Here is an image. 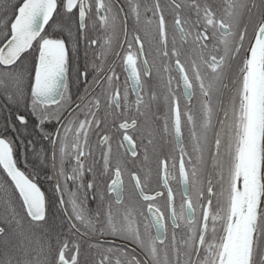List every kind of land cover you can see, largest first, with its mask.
I'll use <instances>...</instances> for the list:
<instances>
[{
	"label": "snow or ice",
	"instance_id": "1",
	"mask_svg": "<svg viewBox=\"0 0 264 264\" xmlns=\"http://www.w3.org/2000/svg\"><path fill=\"white\" fill-rule=\"evenodd\" d=\"M0 97V264H264V0H0Z\"/></svg>",
	"mask_w": 264,
	"mask_h": 264
},
{
	"label": "flooded vegetation",
	"instance_id": "2",
	"mask_svg": "<svg viewBox=\"0 0 264 264\" xmlns=\"http://www.w3.org/2000/svg\"><path fill=\"white\" fill-rule=\"evenodd\" d=\"M217 2H218V0H217ZM226 2H230V0H226ZM169 35L171 36V33H170ZM92 47L95 48V47H97V46L94 45V46H92ZM118 50H119V49H118ZM118 74L121 76V81H123V79H124V75H125V74L123 73V71L120 70V69H118ZM129 99H130V101H134V99H135V96H134V94L132 93L131 87L129 88ZM2 104H3V98L0 97V105H2ZM5 117H6V112L3 110L2 107H0V122H3V121L5 120ZM81 118H82V117H81ZM12 119H13V122H15V117H14V116L12 117ZM17 124H18V122H17ZM183 131L185 132V136H186V129H184ZM185 142L187 143V140H185ZM163 150H164L165 152L168 151V145H164ZM113 151H114V153H115V151H116L115 146H114V148H113ZM149 166H150L151 169L153 170V174H155V169H156V158H155V157H152ZM21 167H22V170H24L22 165H21ZM38 183H41L42 186H43L44 188L49 189V191L51 190V182L43 181V180L41 179L40 181H38ZM173 183H174V182H173ZM66 199H67V198H66ZM109 240L111 241V237H109ZM116 243L121 244L122 247H126V248H129V249L132 248V245H131V244L123 243V242H121V241H119V240H117Z\"/></svg>",
	"mask_w": 264,
	"mask_h": 264
},
{
	"label": "trees",
	"instance_id": "3",
	"mask_svg": "<svg viewBox=\"0 0 264 264\" xmlns=\"http://www.w3.org/2000/svg\"><path fill=\"white\" fill-rule=\"evenodd\" d=\"M12 2H16V0H12ZM5 179V176L3 174H0V180H3ZM0 187H2V185H0ZM19 205H15V207H18ZM42 243V238H41V235L39 232H37L35 234V238L34 239H30L29 240V247L31 249H35V248H38Z\"/></svg>",
	"mask_w": 264,
	"mask_h": 264
}]
</instances>
